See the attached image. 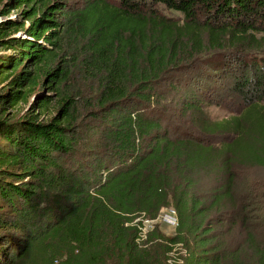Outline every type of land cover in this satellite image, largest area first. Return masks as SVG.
Masks as SVG:
<instances>
[{
	"label": "trees",
	"instance_id": "1",
	"mask_svg": "<svg viewBox=\"0 0 264 264\" xmlns=\"http://www.w3.org/2000/svg\"><path fill=\"white\" fill-rule=\"evenodd\" d=\"M0 15V264H169L174 246L181 264H264L263 190L235 184L264 166V0H0ZM186 70L231 84L242 111L210 118ZM166 207L173 234L138 240L134 219Z\"/></svg>",
	"mask_w": 264,
	"mask_h": 264
},
{
	"label": "rangeland",
	"instance_id": "2",
	"mask_svg": "<svg viewBox=\"0 0 264 264\" xmlns=\"http://www.w3.org/2000/svg\"><path fill=\"white\" fill-rule=\"evenodd\" d=\"M14 10H11L9 16L14 14ZM170 14L172 12H169ZM178 14V13H177ZM5 19L4 16L0 15V20ZM263 68H264V61ZM198 70H186L180 76L189 84L188 89H191L194 95L201 98L202 102H206L207 99L209 103L204 104V110L212 119H221L226 118L231 115H236L242 111L243 101L241 97L235 93V89L223 86L220 81L215 78L212 74L208 79L206 77L197 76ZM248 72V69H247ZM246 72V73H247ZM250 74V73H248ZM199 90H202L201 93ZM170 90V95H168L167 100L164 102L169 108H176L175 96ZM182 91L177 92V96L181 94ZM203 92V93H202ZM172 93V94H171ZM258 104L264 107V98L258 100ZM25 108V105L19 104L14 110L21 112ZM264 110V109H263ZM171 109H167L166 114L169 113ZM235 184L238 189L247 190L253 187V184L260 186L262 188V194L264 196V166H252V167H243L240 168L235 175ZM264 197H260V200H263ZM260 206H263V202L260 203ZM170 208H162L155 219L149 223L147 228L150 230L153 227H156L161 234L164 236H171L173 234V229L175 222L165 221L166 216L173 217V214L169 211ZM172 251L177 256H180L184 250L181 246H174Z\"/></svg>",
	"mask_w": 264,
	"mask_h": 264
},
{
	"label": "built area",
	"instance_id": "3",
	"mask_svg": "<svg viewBox=\"0 0 264 264\" xmlns=\"http://www.w3.org/2000/svg\"><path fill=\"white\" fill-rule=\"evenodd\" d=\"M169 211L173 214V217L170 216H166L164 218L165 221L168 222H175V218H174V211L170 208ZM136 220H140V223L137 224V229H138V240H142L145 238L147 231L149 230L147 228V226L149 225V223L152 221V219H147V218H140L137 217L134 219V221ZM174 250V248H172L169 252H168V258H167V262L169 264H181L182 260L179 256H177L176 254H174L172 251Z\"/></svg>",
	"mask_w": 264,
	"mask_h": 264
}]
</instances>
